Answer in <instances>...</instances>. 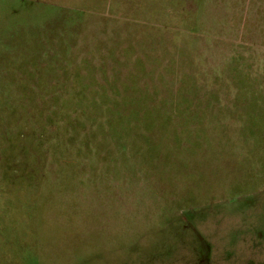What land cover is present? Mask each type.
Masks as SVG:
<instances>
[{"label": "rangeland", "instance_id": "rangeland-1", "mask_svg": "<svg viewBox=\"0 0 264 264\" xmlns=\"http://www.w3.org/2000/svg\"><path fill=\"white\" fill-rule=\"evenodd\" d=\"M0 264H264V0H0Z\"/></svg>", "mask_w": 264, "mask_h": 264}, {"label": "trees", "instance_id": "trees-1", "mask_svg": "<svg viewBox=\"0 0 264 264\" xmlns=\"http://www.w3.org/2000/svg\"><path fill=\"white\" fill-rule=\"evenodd\" d=\"M117 122V121H116ZM115 121L114 122H112V124H110V127L112 126V128H111V130H110V133L112 134V131H114L116 134H118V133H120L121 134V132H119L120 130H117V126H116V123ZM114 123V124H113ZM122 123V122H121ZM121 123H119V124H121Z\"/></svg>", "mask_w": 264, "mask_h": 264}]
</instances>
